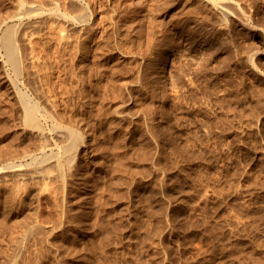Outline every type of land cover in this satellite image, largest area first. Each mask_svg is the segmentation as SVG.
<instances>
[{
	"label": "rangeland",
	"instance_id": "1",
	"mask_svg": "<svg viewBox=\"0 0 264 264\" xmlns=\"http://www.w3.org/2000/svg\"><path fill=\"white\" fill-rule=\"evenodd\" d=\"M90 1L94 34L73 30L87 46L57 51L46 26L32 43L37 71L21 82L55 120L90 133L91 163L74 159L66 185L58 167L41 176L42 162L29 164L42 140L4 83L13 69L0 47V264H264V0H238L228 18L206 0ZM19 5L0 0V18Z\"/></svg>",
	"mask_w": 264,
	"mask_h": 264
},
{
	"label": "bare ground",
	"instance_id": "2",
	"mask_svg": "<svg viewBox=\"0 0 264 264\" xmlns=\"http://www.w3.org/2000/svg\"><path fill=\"white\" fill-rule=\"evenodd\" d=\"M17 1V0H16ZM35 1V0H34ZM65 1V0H64ZM120 1V0H119ZM208 3H210L214 8H215V10H217V12H219L220 14H221V17L223 16V18H228V16H230V15H234V16H236V15H238L239 14V11L241 10L242 11V9L240 8V5H239V1L238 0H206ZM48 2H50V6L49 7H45L44 5L42 6V5H36V4H34V2L32 1V0H19V3H20V5H19V10L15 13V14H9L8 16H6V17H4V18H0V47L5 51L4 53H5V55H6V58H7V61L11 64V66H12V72H9V73H7L6 75H5V80H4V83L6 84V86H7V88L10 90V93H12L13 94V96L15 95V97L16 96H18V97H20V102L22 103V105H21V111L19 112V113H22L20 116H22V119H23V122H24V127H28L29 128V130H30V133L33 135V134H35V136H38L41 140H42V144L40 145V146H42V154L41 155H39V153H31L30 152V155H28V156H30V161H29V164H33V163H38L39 161L40 162H42V169H41V167H39L41 170H38L37 172H39V174L40 173H44L45 174V172L47 171H50V169H51V167L52 166H55V167H58L59 168V176H60V179H61V177H62V179L61 180H63V183H61V184H65L66 185V182L68 181H66V179H68L67 178V174H69L71 171L72 172H74L73 171V164L72 163H74L73 162V160L74 161H76V159L78 160V159H81V162H85V163H91L90 161H91V157H92V153H93V144H91V140L89 141V139L87 138V135L86 134H88L89 132H88V130H87V132H86V134H85V132L83 131V130H80V129H82V128H76V127H72V126H69V125H65V124H63V123H61L60 121H57V120H55V118H58V117H56L57 115V113H55V111H54V109L52 110V112L53 113H55V114H53L49 109V111H46V110H44L46 107L48 108V106H46L44 103V105L43 106H46L45 108H43L42 106H41V104H40V102H39V100L38 99H36L37 98V96L35 97V95L34 94H32V93H30L31 91H29L28 89H25V88H23L22 86H21V82H22V80L24 81V83H27L26 82V80H28L29 81V79H30V77H29V75H30V72L31 71H33V73H35L36 71H37V68H35L36 70L34 71V70H29V63L30 64H32L33 63V66L35 65V67H36V64H34L35 63V58H37L35 55H33L34 53L33 52H35L36 53V49L33 51V48H34V44H32L34 41H33V39H34V35L37 33V32H41L42 30V32H44V29H45V27L47 26V27H49L48 28V30H47V32L49 33V34H51V33H53V32H56L57 34H58V38H59V42H58V45L56 44V46H58L57 48L59 49V48H61L62 47V49L63 48H68V46L70 45V44H73V43H75L76 44V42L77 41H75L74 42V40H76V39H74V34H73V30H77V29H79L80 30V28L81 29H84L85 31L87 30V31H89V32H93L94 31V29H95V26H96V24H94V17H95V14L94 13H96V12H94L93 11V9H92V1H90V0H66L64 3L63 2H61L60 0H50V1H48ZM104 2V1H103ZM102 2V3H103ZM110 2V1H109ZM128 2V1H127ZM133 1L131 0V3H132ZM135 2V1H134ZM36 3H37V1H36ZM106 3V2H105ZM115 3H116V1H115ZM119 2H117V4H118ZM124 3V2H123ZM129 3V2H128ZM127 3V4H128ZM131 3H129V4H131ZM73 4H75V5H78L79 7H80V9L81 10H79V11H76L79 7L77 6V9L76 8H74V7H76V6H74ZM112 4H113V1H112ZM122 4V3H121ZM126 4V5H127ZM45 5H46V3H45ZM48 5V4H47ZM96 5V4H95ZM100 5V3L98 4V6ZM123 5V7H124V4H122ZM134 5V4H133ZM74 6V7H73ZM97 6V7H98ZM109 6V5H108ZM108 6H106V7H108ZM119 6H120V4L118 5V7L117 8H119ZM129 7L130 6H132V5H128ZM71 7H73V9H75V11H73V12H75V13H72V11H71ZM94 7V6H93ZM103 7V6H102ZM104 7H105V5H104ZM113 7H115V6H113ZM112 6H111V8H113ZM127 7V6H126ZM134 7V6H133ZM116 8V7H115ZM122 7H120V9H121ZM125 8V7H124ZM123 8V9H124ZM128 8V7H127ZM126 8V9H127ZM136 8V7H135ZM99 9V8H98ZM101 9V8H100ZM104 10H105V8H103ZM102 9V10H103ZM109 9H110V7H109ZM120 9H119V11H120ZM107 10V9H106ZM122 10V9H121ZM96 11L98 12V10L96 9ZM117 11H118V9H117ZM76 12H79V13H76ZM108 12L110 13L111 11H109L108 10ZM122 12V11H121ZM120 12V13H121ZM127 12V11H126ZM101 13V12H100ZM107 13V12H106ZM106 13H105V15H106ZM117 13H119V12H117ZM218 13V14H219ZM241 13V12H240ZM97 14V13H96ZM116 14V13H115ZM122 14V13H121ZM120 14V15H121ZM219 14V15H220ZM114 15V14H113ZM113 15H111V16H113ZM241 15H242V13H241ZM246 15V14H245ZM245 15H244V17H245ZM125 16V15H124ZM239 16V15H238ZM1 17V16H0ZM98 17V16H97ZM105 17V16H104ZM104 17H103V15H102V19H104ZM107 17H109V16H106V18ZM114 17V16H113ZM126 17V16H125ZM243 17V16H242ZM243 17V18H244ZM247 17V16H246ZM100 18H101V16H100ZM118 18V17H117ZM98 20V19H97ZM110 20V19H109ZM117 20H119V18L117 19ZM127 20V19H126ZM98 21H100V20H98ZM105 21V20H104ZM119 21H121V20H119ZM124 21V20H123ZM176 21V20H175ZM243 21L245 22V24L246 23H248L247 25H249V21L247 20V18H244L243 19ZM97 22V21H96ZM103 22V21H102ZM107 22V21H106ZM113 22V21H112ZM117 22V24H116V26H120V25H118V21H116ZM163 22V21H162ZM172 22H173V19H172ZM84 23V24H83ZM105 23V22H104ZM109 23V22H108ZM121 23V22H120ZM165 23V22H164ZM164 23H162V24H164ZM103 24V23H102ZM101 23H99V25H102ZM123 24V23H122ZM126 24V23H125ZM177 24V23H176ZM106 25H107V23H106ZM112 25H113V23H112ZM127 25L128 24H126V26L125 27H127ZM172 25V24H171ZM170 25V26H171ZM174 25V24H173ZM111 26V25H110ZM109 26V27H110ZM129 26H130V24H129ZM129 26H128V28H129ZM164 26H165V24H164ZM167 26V25H166ZM179 26H180V24H179ZM46 27V28H47ZM107 27V26H106ZM108 27V28H109ZM125 27H123V28H125ZM169 27V26H168ZM103 28V27H102ZM111 28V27H110ZM121 28L122 27H120L119 29L121 30ZM128 28L126 29L127 31H128ZM164 28H166V27H164ZM131 29V28H130ZM129 29V30H130ZM169 29H171V27L169 28ZM168 29V30H169ZM46 30V29H45ZM83 30V31H84ZM96 30V29H95ZM103 30H105V29H103ZM103 30H101V31H103ZM126 30H124V31H126ZM167 30V29H166ZM172 32L174 33V35H175V39H176V37L178 38L177 40H181L182 41V38L185 36L186 37V35L184 34L183 35V33H180V30H179V28H178V25H176L175 27H172ZM83 31H81V33L80 34H82L83 33ZM124 31H122L123 33H124ZM163 31H165V30H163ZM182 31V30H181ZM184 31V30H183ZM41 32V33H42ZM46 32V31H45ZM74 32H76V31H74ZM78 32V31H77ZM114 32H116V31H114ZM119 32H121V31H119ZM119 32H117V34L119 33ZM167 32V31H166ZM169 32V31H168ZM171 32V33H172ZM99 33V32H98ZM102 33H104V32H102ZM185 33V32H184ZM38 34V33H37ZM47 34V33H46ZM55 34V33H54ZM56 34V35H57ZM76 34V33H75ZM90 34V33H89ZM93 34H94V32H93ZM105 34V33H104ZM109 34H110V32H109ZM117 34H116V36H117ZM169 34V33H168ZM101 35H103V34H101ZM122 36H123V34H121ZM171 35V34H170ZM49 36V35H48ZM52 36V35H51ZM76 36H77V34H76ZM80 36V35H79ZM78 36V37H79ZM86 35H84V37H85ZM88 36V35H87ZM91 36H92V33H91ZM96 36V35H95ZM108 36V35H107ZM105 37V38H107V39H109V40H111L112 38H110V36H109V38L108 37ZM122 36H121V38H122ZM171 36H173V35H171ZM52 37H55L54 35L52 36ZM57 37V36H56ZM83 37V36H82ZM83 37V38H84ZM99 37V36H98ZM97 37V38H98ZM102 36H100L99 38H101ZM57 38V39H58ZM82 38V39H83ZM87 38V37H86ZM86 38L84 39L85 41H86ZM88 38H91L90 36H88ZM87 38V39H88ZM96 38V37H95ZM95 38H94V40H95ZM98 38V39H99ZM118 38V37H117ZM55 40L56 42L58 41V40ZM78 39V38H77ZM107 39H105V40H107ZM173 39V38H172ZM186 39V38H185ZM188 39H190V38H188ZM187 39V40H188ZM37 40V39H36ZM54 40V39H53ZM79 40V39H78ZM99 40H101V39H99ZM104 40V39H103ZM113 40V39H112ZM80 41V40H79ZM85 41H80L79 43L77 42V46L80 44L81 45V43H82V45H83V47H84V44H85ZM96 41H97V39H96ZM102 41V40H101ZM122 41H123V39H122ZM176 41V40H175ZM180 41V42H181ZM191 41V40H190ZM51 42V41H50ZM89 42V41H88ZM105 42H107V41H105ZM109 42V41H108ZM117 42H118V40H117ZM179 42V41H178ZM84 43V44H83ZM97 43V42H96ZM111 43H113V42H111ZM115 43V42H114ZM119 43V42H118ZM51 44V43H50ZM104 43H102V45H103ZM178 44V43H177ZM180 44V43H179ZM79 45V46H80ZM86 45V44H85ZM96 45V44H95ZM101 45V46H102ZM106 45V44H105ZM104 45V46H105ZM195 46V43H194V40H193V38H192V41L191 42H189V41H187V42H185L184 43V46L189 50V51H193V49H194V46ZM71 46V45H70ZM87 46V45H86ZM100 46V47H101ZM104 46H102V47H104ZM108 46V45H107ZM112 46V45H111ZM113 46H114V44H113ZM119 46V45H118ZM39 47V46H38ZM54 47H55V45H54ZM53 47V48H54ZM73 47H74V45H72V50H73ZM76 47V46H75ZM82 47V46H81ZM90 47V46H89ZM100 47H96V48H98V49H100V51H101V49H103V48H100ZM110 47V46H109ZM116 47V46H115ZM120 47H121V45H120ZM177 47H179V46H177ZM37 48V47H36ZM88 48V47H87ZM108 48V47H107ZM111 48V47H110ZM112 48H114V47H112ZM55 49V48H54ZM53 49V50H54ZM69 50H70V47L68 48ZM79 49V48H78ZM91 49V48H90ZM89 49V50H90ZM98 49H96L97 51H98ZM104 49H105V47H104ZM103 49V50H104ZM109 49V48H108ZM121 49V48H120ZM181 50L183 49L182 48V44H181V48H180ZM61 49H59V50H57V51H60ZM81 50V49H80ZM80 50L78 51V52H80ZM88 50V49H87ZM86 50V51H87ZM40 51V50H39ZM56 51V52H57ZM66 51V50H65ZM71 51V50H70ZM76 51V50H75ZM85 51V50H84ZM106 51V50H105ZM69 52V51H68ZM83 52V51H82ZM92 52H93V49H92ZM107 52V51H106ZM109 52V51H108ZM107 52V53H108ZM112 52H113V50H112ZM111 52V53H112ZM179 52V51H178ZM61 53V52H60ZM69 53H71V52H69ZM74 53V52H73ZM76 53H77V51H76ZM91 53V52H90ZM94 53V52H93ZM181 53V52H180ZM37 54H38V52H37ZM63 54V53H62ZM68 54V53H67ZM77 54H79V53H77ZM77 54H76V56H77ZM86 54V52L83 54V56ZM96 54V53H95ZM101 54V53H100ZM106 54V53H105ZM59 55V54H58ZM70 55V54H69ZM89 55V54H88ZM98 55H99V53H98ZM180 55V54H179ZM37 56H40V55H37ZM68 56V55H67ZM66 56V57H67ZM103 56H105L104 54H103ZM62 57H63V61H64V63L65 62H67V61H69V60H66L65 61V59H66V57H65V54L64 55H62ZM75 57V56H74ZM110 57V56H109ZM57 58H59V56L57 57ZM69 58H70V56H69ZM71 58H72V55H71ZM70 58V59H71ZM79 58V57H78ZM97 58V57H96ZM99 58H100V56H99ZM104 58V57H103ZM111 58H112V56H111ZM110 58V59H111ZM114 58V57H113ZM178 58H179V56H178ZM177 58V59H178ZM181 58V57H180ZM179 58V59H180ZM86 59V58H85ZM95 58H93L92 59V61L94 60ZM100 59H102V58H100ZM38 60H40V59H38ZM37 60V61H38ZM59 60V59H58ZM72 60V59H71ZM81 60H82V58H81ZM99 60V59H98ZM98 60H95L97 63L96 64H99L98 63ZM109 60V59H108ZM107 60V61H108ZM6 61V62H7ZM73 61V60H72ZM72 61H70V62H72ZM78 61H80V60H78ZM77 61V62H78ZM103 61V60H102ZM114 61V60H113ZM5 62V63H6ZM60 62V61H59ZM85 61L83 60L82 61V63H81V65L84 63ZM104 62H105V58H104ZM116 62V61H115ZM3 63V62H2ZM2 63H0V64H2ZM38 63V62H37ZM61 63V62H60ZM63 63V65L65 66V64ZM73 63V62H72ZM75 63V62H74ZM89 63H90V61H89ZM94 63V62H93ZM108 63H110L109 61H108ZM112 63V62H111ZM114 63V62H113ZM112 63V64H113ZM177 67H176V71H177V75H176V79H174L175 81V87H176V89L177 90H179L180 89V87L182 86V73H181V66H180V64L181 63H179V60H177ZM55 64V63H54ZM59 64V63H58ZM62 64V63H61ZM91 64V63H90ZM105 64H107V63H105ZM104 64V66H106ZM76 64H74V66H75ZM79 65H80V62H79ZM84 65V64H83ZM102 65V64H101ZM114 65V64H113ZM33 66H32V68H33ZM54 66V65H53ZM56 66V65H55ZM67 66H68V64H67ZM66 66V68H68ZM92 66H93V64H92ZM98 67H100L99 65H97ZM103 66V65H102ZM116 66V65H115ZM58 67V66H57ZM79 67V69H80V67L81 66H78ZM97 67V68H98ZM113 68H115L114 66H112ZM7 68V67H6ZM55 68V67H54ZM102 68L103 67H100L98 70L99 71H101L102 70ZM107 68V67H106ZM1 69H3V67L1 68ZM60 69H64L63 67L61 68L60 67ZM92 69H94V66L92 67ZM101 69V70H100ZM104 69H105V67H104ZM11 70V69H10ZM77 70H78V68H77ZM95 70H96V67H95ZM39 71V70H38ZM63 71V70H62ZM61 71V72H62ZM66 71V70H65ZM97 71V70H96ZM95 71V72H96ZM105 71V70H104ZM64 72V71H63ZM77 72V71H76ZM5 73V72H4ZM4 73H2V74H4ZM38 73H41V72H38ZM38 73H36V74H38ZM66 73H67V71H66ZM106 73V72H105ZM104 73V74H105ZM27 74H29L28 75V77H27ZM35 74V75H36ZM73 74H75V73H73ZM102 74H103V70H102ZM101 74V75H102ZM107 74H108V72H107ZM106 74V75H107ZM32 75V74H31ZM30 75V76H31ZM77 75H78V73H77ZM76 75V76H77ZM79 75H80V72H79ZM38 76H39V74H38ZM82 76V75H81ZM104 76V75H103ZM35 77V76H34ZM40 77V76H39ZM38 77V78H39ZM27 78V79H26ZM36 78V80H37V76L35 77ZM34 78V79H35ZM41 78V77H40ZM40 78H39V80H40ZM79 78H80V76H79ZM79 78H75V80L76 79H79ZM39 80H37L38 81V83H39ZM23 83V82H22ZM25 85V84H24ZM29 85V84H28ZM27 85V86H28ZM39 86H40V84H39ZM30 87V86H29ZM37 87V86H36ZM35 87V88H36ZM31 89V88H30ZM37 89H38V87H37ZM35 90V89H34ZM39 90H41V87H40V89ZM36 91V90H35ZM38 92V91H37ZM40 92V91H39ZM41 92H43V91H41ZM40 92V93H41ZM40 93H37V95H38V98H39V96L41 97V99L42 98H45V97H42L41 95H42V93L40 94ZM44 93V92H43ZM36 94V93H35ZM45 94V93H44ZM44 94H43V96H44ZM19 99V98H18ZM43 100V99H42ZM47 104H48V102H46ZM49 104H51V103H49ZM52 106V104L50 105V107ZM49 107V108H50ZM53 107V106H52ZM46 108V109H47ZM56 115V116H55ZM74 115V114H73ZM68 117V116H67ZM63 118H64V116H63ZM66 118V117H65ZM65 118L63 119V120H65ZM71 118H72V114H71ZM60 119V118H59ZM58 119V120H59ZM61 119H62V117H61ZM52 122H51V121ZM62 120V121H63ZM83 120V119H82ZM84 121V120H83ZM82 122V121H81ZM83 123V122H82ZM87 123V122H86ZM81 124V123H80ZM84 125H86V124H84ZM82 127V126H81ZM28 128H25L26 129V131H27V129ZM83 128H86V127H83ZM50 129L52 130H55V131H57L56 133L59 135V137L62 139V141L64 142V144H62L61 145V147L63 148V151L62 152H59V151H57L54 147H49V145H50ZM89 129V128H88ZM52 130V131H53ZM51 131V132H52ZM29 133V134H30ZM90 134V133H89ZM58 137V138H59ZM57 138V139H58ZM59 140V139H58ZM57 140V141H58ZM59 141H61V140H59ZM52 143V142H51ZM59 143H57L56 142V145H58ZM53 145H55V144H53ZM60 145V144H59ZM59 150V149H58ZM28 154V153H27ZM27 154L26 155H24V156H27ZM23 159H25V158H23ZM25 161V160H24ZM25 162H27V161H25ZM44 162V163H43ZM49 162H51V163H49ZM51 164V165H46V164ZM86 164V165H87ZM27 165V164H26ZM80 165H81V163H80ZM79 165V166H80ZM84 165V164H83ZM22 166H24V162H10V164L8 163V165H5L4 167H22ZM88 166H89V164H88ZM76 168H78V167H76ZM87 168V167H86ZM79 169V168H78ZM85 169V168H84ZM89 169V168H88ZM76 170V169H75ZM87 171V170H86ZM46 172V173H47ZM69 172V173H68ZM82 172V171H81ZM92 173V172H91ZM71 174V173H70ZM83 174V173H82ZM41 176L43 175V174H40ZM69 176V175H68ZM62 182V181H61ZM19 183H20V185H23V184H21V182L19 181ZM17 261H18V259H12V261L10 262V264H17Z\"/></svg>",
	"mask_w": 264,
	"mask_h": 264
}]
</instances>
